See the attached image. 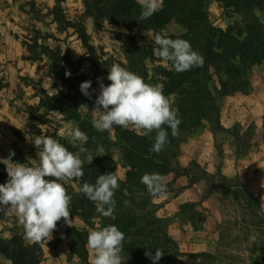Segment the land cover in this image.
<instances>
[{"label": "trees", "instance_id": "obj_1", "mask_svg": "<svg viewBox=\"0 0 264 264\" xmlns=\"http://www.w3.org/2000/svg\"><path fill=\"white\" fill-rule=\"evenodd\" d=\"M54 0L49 13L56 22V29L64 31L72 28L88 54V60L93 65V75L77 74L72 59L61 53L58 47L43 46L49 59L48 70L60 81V88L55 93L49 94L45 88L40 87L38 103L31 107V114L40 108H51L76 122L84 131L88 140L84 147L94 156L92 163L86 159L83 166L84 176L76 180L80 188L83 182L95 184L99 175L115 172L113 152H118V157L125 167L124 177L119 181L120 187L115 190L114 199L115 219L105 218L96 211V204L87 199L79 190L67 189L72 196L70 211L80 217L85 223L97 218L102 228L116 225L125 234L123 252L131 259L130 264H153L146 252L155 254L156 249L164 253L157 264H183L176 262L171 256L178 253L175 241L167 233V221L157 215L161 201H156L148 192L146 185L141 182L145 173H159L166 175L172 173L174 177L185 175L192 183L198 178L207 179L212 186L206 187L203 197L209 196L213 191L220 193L222 198H230L234 203L242 206L252 215H260L261 197L248 191L240 182L239 177L227 175L222 172L220 163L214 172L200 170V175L191 174L185 167L173 165L175 158L174 147L178 136L190 134L199 129L201 120L209 123L211 132L229 131L219 121L218 99L234 93L247 94L251 89L250 74L252 67L264 62V25L254 16V10L264 9V0H215L225 2L232 6L238 13V18L232 25L225 28L214 27L208 20L205 0H163V8L150 18L140 20L142 11L136 0H83L84 14L90 16L96 27L106 20L111 23L129 26L137 24L157 34L171 39H184L191 43L193 50L203 56L202 67H193L189 71H166L164 91L173 93L175 98L179 125V135L171 136L169 142L159 154L150 152L149 149L155 142L156 133H151L152 139L138 134L132 129L116 127L113 137L109 138L107 132H99L92 126L91 111L94 110L95 99L100 93L97 78L98 70H104L105 61L96 54L94 47L88 42L86 31L80 21L73 22L65 18L61 2ZM175 19L184 27L179 33H163V26ZM129 48L125 50L124 57L129 71L138 74L144 80L147 77L146 61L157 58L153 48L158 46L144 45L126 34ZM35 40V39H34ZM26 49L30 52L28 45ZM31 58V57H29ZM171 63V62H169ZM70 75L66 76L65 73ZM91 81V99L82 94L81 83ZM105 86L111 81L103 79ZM94 90V91H93ZM61 144L76 152L78 148L72 146L71 141L52 135ZM79 145V141L76 142ZM217 154L222 158V145H216ZM103 148V152L99 149ZM82 159L87 153L81 154ZM168 192H177L179 188L171 187V181H166ZM222 184V187L219 185ZM125 191L128 195H125ZM130 205L126 206L124 201ZM195 201L181 203L179 210L187 211L189 222L193 229L196 214ZM262 223V221H261ZM65 234L69 235V253L85 261L87 250L84 247L88 232L83 229L66 225L62 227ZM0 253L6 257L10 264H39L35 245L25 243L21 237L12 233L10 237L0 236ZM197 259L209 260L212 254L206 251L193 253ZM200 264V263H197Z\"/></svg>", "mask_w": 264, "mask_h": 264}, {"label": "rangeland", "instance_id": "obj_2", "mask_svg": "<svg viewBox=\"0 0 264 264\" xmlns=\"http://www.w3.org/2000/svg\"><path fill=\"white\" fill-rule=\"evenodd\" d=\"M53 3L54 0H17L20 18L11 25V31H14V35L20 41L17 45L20 49L18 50L19 58L9 59V62L13 61V63L7 66L3 63L4 67H0V159L8 158L12 150L15 153L12 156V162L25 163L28 166L39 163V151L42 147L37 149L34 145L33 140L36 136L56 135L71 141L69 130L79 128L76 122L55 109L40 108L36 113L31 114V107L38 103L40 87L45 88L49 94L55 93L60 88V81L48 70L49 59L43 46L47 44L51 48L58 47L62 54L68 55L73 61V66L77 68V74L84 73L92 76L94 70L76 32L72 28L64 31L56 29V22L49 13ZM61 7L66 19L82 23L88 42L94 47L100 59L105 61L106 67L104 70H98L97 78L107 79L113 64L126 67L124 53L129 48L126 34L133 36L141 44L154 46L153 32L137 24L123 26L104 20L99 27H96L92 18L84 14L83 0H63ZM205 7L208 20L214 27L225 28L232 25L238 18L237 11L225 2L205 0ZM254 16L264 25V9L254 10ZM182 31L184 27L175 19H170L162 29L163 33ZM25 44L28 45L30 52ZM146 70V83H162L164 87L167 81L165 72L176 71L171 63L164 62L162 59L146 61ZM9 74H11V81L6 78ZM263 75L264 62L252 67L250 78L261 81ZM164 87V94L170 98L172 107L176 109L174 94L165 92ZM222 99L223 97L217 101L219 110ZM92 111L93 120L95 114ZM260 116L264 117V114ZM259 120L261 129L258 133L264 137V119ZM209 127V123L203 119L197 131L178 136L174 147L176 155L173 165L185 167L189 173L200 175V170L207 166L205 156L208 153L214 152L216 161L220 163L215 146L223 141L228 140L231 145L235 144L241 153L248 152L252 146L255 130L246 125L241 126L240 123L235 122L227 127L228 132L215 131L214 133ZM129 129L137 132L132 127ZM113 134H108L109 138L114 139ZM112 154L115 171L123 178L125 167L118 157V152L114 151ZM171 175L164 177L167 179ZM8 179L6 165L0 163V184H5ZM45 179L55 178L45 177ZM263 180L264 178L261 179L262 185H264ZM185 182V177H180L175 182L177 187H181V199L197 203L194 225L201 224L200 230L204 229L207 232L205 234L192 232L193 230L186 222L189 214L187 211H179L176 219L175 215L165 216L163 212L157 211V215L167 221V233L175 241L178 253L171 254L173 259L183 264H264V218L260 215H252L230 198H222L216 191L205 199L203 197L205 188L212 186V182L208 183L207 179L198 178L196 184L187 190L185 188L189 184H184ZM219 186L222 187V184ZM65 187L79 190L76 180H70ZM256 194L260 195V193ZM261 204L264 205V194ZM70 219L77 228L86 230L88 234L92 230L102 229L97 218L85 223L80 217L70 213ZM66 225L61 218L52 233V239H45L38 243L31 242L25 238L24 226L15 212L7 215L0 212V236L8 238L15 233L25 243H33L37 249L39 264H91L92 254L87 247V241L84 245L87 250L85 261L69 253L70 237L62 228ZM253 234L257 237L255 241L250 240ZM200 251L211 253V259L207 261L193 256V253ZM121 256L125 259L122 264H130L131 259L125 252L122 251ZM0 264H10L1 253Z\"/></svg>", "mask_w": 264, "mask_h": 264}, {"label": "clouds", "instance_id": "obj_3", "mask_svg": "<svg viewBox=\"0 0 264 264\" xmlns=\"http://www.w3.org/2000/svg\"><path fill=\"white\" fill-rule=\"evenodd\" d=\"M137 3L142 9L140 20L150 18L163 8V0H137ZM153 41L158 46L153 48L154 55L164 62H171L177 72L189 71L204 64L203 56L193 50L187 40L157 34ZM65 75L69 76L70 73L66 72ZM107 79L111 83L105 86L102 79L98 78L100 93L92 111L95 114L92 126L109 135L114 133L116 127H132L149 139H152L151 133L155 132V142L149 151L159 154L169 142V132L165 126L171 130L172 137H177L182 122L170 98L164 94L163 84L146 83L141 76L120 64L111 66ZM91 83L85 81L80 85L82 94L89 99ZM69 135L72 146L78 148L76 152L69 151L52 136L39 135L33 140L37 149L42 147L37 165L12 162V156L15 155L12 150L8 158L0 159V163L6 165L9 177L5 184H0V212L5 215L15 212L24 226L25 238L31 242L52 239V233L61 218L68 226H73V220L70 219L72 196L65 185L70 180H81L85 159L91 164L94 156L84 147L88 140L84 131L75 127L69 130ZM99 150L103 152V148ZM85 153L87 155L82 159L81 154ZM45 177L55 179L48 180ZM121 179L116 171L99 175L95 184L83 182L79 192L96 204L98 213L114 220V193L120 187ZM141 182L154 199L166 198L168 189L163 175L145 173ZM124 194L128 195L126 191ZM124 204L128 206L130 202L125 200ZM261 210L264 211V205H261ZM256 238L253 234L250 240L255 241ZM124 240L125 234L116 225L90 231L87 247L92 254L91 264H122L125 260L121 256ZM145 255L152 259L153 264H157L164 253L156 249L154 255L151 252Z\"/></svg>", "mask_w": 264, "mask_h": 264}, {"label": "crops", "instance_id": "obj_4", "mask_svg": "<svg viewBox=\"0 0 264 264\" xmlns=\"http://www.w3.org/2000/svg\"><path fill=\"white\" fill-rule=\"evenodd\" d=\"M20 18L18 12L17 0H0V67L10 65L9 59L19 58L18 44H20L19 38L14 35V31H11V25L14 24ZM6 77V75H5ZM8 81H11V74L6 77ZM251 90L247 94L234 93L227 95L222 99V105L219 110L220 124L227 128L232 126L233 123L238 122L241 126H248L255 130L253 134L252 146L248 149V152L241 153L237 150L235 144H230V141L225 140L222 145V158H220V168L227 175H237L242 185L250 192L256 194L260 193L261 198L264 194V185L261 183V179L264 178V137H262L258 131L260 128V120L264 117L260 116L264 114V75L261 81L254 78H250ZM215 159V153L211 152L205 156L206 167L208 172H214L216 166L219 164ZM181 165V161L179 162ZM168 173L164 176L170 175ZM185 177L186 182L189 184L187 189L192 188L196 181L190 183L185 175H178L176 177L171 175L166 181H171V187L179 188L177 192H168L166 198L156 199L161 201V206L158 208V212H163L165 216L179 214V207L181 203L186 202L187 199H181V187H177L175 182L178 178ZM264 183V180H263ZM201 191V190H200ZM211 195V194H210ZM209 196L204 197L208 199ZM188 226L191 227L190 223ZM192 232L196 234H205L206 230L193 229Z\"/></svg>", "mask_w": 264, "mask_h": 264}]
</instances>
